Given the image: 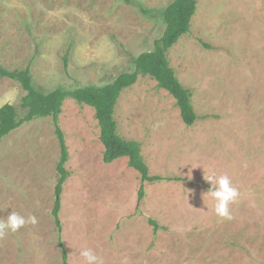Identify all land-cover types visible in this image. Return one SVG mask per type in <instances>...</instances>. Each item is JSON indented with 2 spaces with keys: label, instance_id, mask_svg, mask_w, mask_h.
Listing matches in <instances>:
<instances>
[{
  "label": "rangeland",
  "instance_id": "rangeland-1",
  "mask_svg": "<svg viewBox=\"0 0 264 264\" xmlns=\"http://www.w3.org/2000/svg\"><path fill=\"white\" fill-rule=\"evenodd\" d=\"M173 1L0 0V65L29 68L45 94L107 86L155 51ZM167 56L199 119L187 126L150 77L121 94L118 132L141 145L151 176L161 179L145 183L141 201L128 159L104 163L95 110L73 99L62 107L69 264H85L83 249L101 264H264V0H199L190 32ZM25 95L19 82L0 80V108L13 105L24 117ZM59 160L51 117L0 143V220L16 211L37 221L0 237V264H62L53 216ZM204 173L227 175L239 189L231 219L203 197Z\"/></svg>",
  "mask_w": 264,
  "mask_h": 264
},
{
  "label": "trees",
  "instance_id": "trees-1",
  "mask_svg": "<svg viewBox=\"0 0 264 264\" xmlns=\"http://www.w3.org/2000/svg\"><path fill=\"white\" fill-rule=\"evenodd\" d=\"M198 3L199 0H174L163 12L166 31L163 38L155 43V51L141 54L134 60L132 73L122 74L104 87L91 86L70 92L57 89L52 93L45 94L34 87L29 68L9 71L0 65V80L7 78L17 81L26 92L21 105L24 117H20L18 109L13 105L7 104L0 108V143L11 133L20 129L23 124L36 119L51 117L56 127L60 160L57 166L58 179L55 188L56 199L53 216L58 230L62 264H69L68 253L61 238L60 219L63 187L70 177L66 168L69 161L66 137L59 126V116L65 101L73 99L77 103L95 110V117L100 128V140L104 146V163L112 164L119 159H128L130 168L138 172L142 182L139 194L141 201L144 197L145 183L161 179L151 176L142 156L141 145L134 141H128L119 134L118 123L115 119L116 106L121 94L133 87L140 76H144L154 79L159 88L167 91L177 101L182 120L187 126H192L199 119L192 104V92L179 82L174 70L170 67L167 56L180 39L190 32ZM67 63L68 60L65 59V64L67 65Z\"/></svg>",
  "mask_w": 264,
  "mask_h": 264
},
{
  "label": "clouds",
  "instance_id": "clouds-1",
  "mask_svg": "<svg viewBox=\"0 0 264 264\" xmlns=\"http://www.w3.org/2000/svg\"><path fill=\"white\" fill-rule=\"evenodd\" d=\"M192 177L188 176L190 180ZM204 180L210 182V187L203 193V197H211L215 201L214 212L218 217L231 219L230 205L240 196L239 189L233 185L227 175L216 176L204 173ZM36 217L30 216L27 219L12 211L6 219L0 220V237L11 232L15 233L26 223L35 224ZM79 256L84 258L85 264H101L100 258L92 249H83L79 251Z\"/></svg>",
  "mask_w": 264,
  "mask_h": 264
}]
</instances>
